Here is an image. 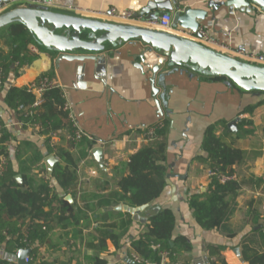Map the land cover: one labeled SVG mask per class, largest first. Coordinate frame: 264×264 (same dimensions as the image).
Here are the masks:
<instances>
[{"label":"crops","instance_id":"1","mask_svg":"<svg viewBox=\"0 0 264 264\" xmlns=\"http://www.w3.org/2000/svg\"><path fill=\"white\" fill-rule=\"evenodd\" d=\"M37 1H48V8L54 11L113 22L111 9L136 14L151 0ZM209 1L190 0L184 7L208 11L202 27L211 30L217 43L211 46L243 61L251 54L264 56V13L258 9L231 13L226 7L214 12L207 7ZM127 24L147 25L143 19ZM29 49L30 63L22 67L14 64L0 90V119L9 136L5 149L0 146V163H10L16 177H21L18 183L27 182L34 190L49 181L68 205L54 204L66 213L65 218L53 217L45 240L32 248L9 249L6 243L1 244L0 264H19L21 250L29 251L36 264H96L98 259L106 264H136L133 242L164 209L172 210L176 218L171 245L177 251L170 253L175 264H210L219 257L227 264H249L250 259L264 255V94L242 93L225 78L202 77L185 70L168 74L166 89H162L159 74L152 82L149 71L135 66L138 61L134 56L145 49L139 41L111 50L102 64L88 63L82 72L79 62L57 64V55L37 44ZM11 52L8 27L0 30V59ZM146 57L151 67L161 62L155 53ZM43 76L61 87L78 126L93 142L84 139L76 143L72 132L64 129L58 132L53 147L51 139L48 142L40 130L23 125L21 114L7 105L9 87L26 88ZM211 126L216 127L217 136L225 137L245 155L232 166L240 189L230 199L223 222L214 230H205L197 224L189 199L206 193L211 183L208 165L198 160L207 158L203 141ZM157 139L167 143L168 175L175 176L171 181L179 201L172 202L167 187L159 200L132 213V207L120 201L118 182L130 156ZM96 148H102L100 160L93 154ZM60 154L70 155L77 167L76 182L67 191L53 177L57 165H66ZM49 156L58 161L52 176L46 163ZM49 212L44 210L37 222L44 224ZM105 234L119 239V248L107 239L102 251L99 239Z\"/></svg>","mask_w":264,"mask_h":264},{"label":"trees","instance_id":"2","mask_svg":"<svg viewBox=\"0 0 264 264\" xmlns=\"http://www.w3.org/2000/svg\"><path fill=\"white\" fill-rule=\"evenodd\" d=\"M9 37L12 52L8 57L0 59V67L5 75L4 84L0 86V90L6 86L8 73L11 72L14 64L22 67L30 63L32 51L29 46L36 45L22 25L9 27ZM35 100L34 95L28 93L27 87L8 88L6 103L21 114L23 125L40 124L41 133L48 137V142H50L49 134L52 132L64 129L72 132L68 113L64 110L66 100L60 88L54 87L48 90L43 96L44 102L40 108H33ZM30 111L35 113L34 116H26ZM0 130L2 132L0 146L4 150L9 136L1 119ZM159 134L164 135L162 132ZM203 151L207 153V158H198V160L207 164L209 172L215 175L211 176L207 192L192 195L189 204L197 224L205 230H214L223 222L229 209L230 199L240 189L236 181L221 183L218 176H233V164L243 161L245 153L235 148L233 143L229 144L225 137L217 136L214 126L208 128L206 132ZM166 157L165 139L149 142L131 155L118 182L120 201L132 208H142L159 200L169 187L166 183L168 175ZM59 158L66 165H57L53 177L61 189L67 191L76 182L77 167L70 155L60 154ZM0 197V245L6 243L9 249L15 246L20 249L32 248L37 241H44L48 235L51 219L53 217L60 220L65 218L66 213L61 208L56 209L54 204L68 205L67 201L57 195L54 186L49 181L36 190L30 188L27 182L18 183L16 174L8 162L0 174ZM46 209H50L47 220L44 224H40L37 219ZM175 225L176 218L172 210L164 209L151 219L148 231L133 242V248L142 258L151 259L155 264L159 263L160 255L156 248L158 244L171 254L177 251L171 245ZM107 239L113 240L115 246L119 248L120 240H117L113 234H105L99 239L98 247L102 251L106 250ZM186 246L189 249V246ZM29 258V264H36L32 255ZM96 264H106V261L98 259ZM210 264H227V262L223 257H219ZM249 264H264V255L250 259Z\"/></svg>","mask_w":264,"mask_h":264},{"label":"water","instance_id":"3","mask_svg":"<svg viewBox=\"0 0 264 264\" xmlns=\"http://www.w3.org/2000/svg\"><path fill=\"white\" fill-rule=\"evenodd\" d=\"M189 1L151 0L135 15L136 19L143 18L147 25H133L82 17L43 6H12L10 0H0V30L12 25L24 26L40 48L57 55V64L62 61L79 62L82 64L79 68L81 72L88 63L102 64L105 61L104 55L111 50L139 41L145 49L134 56L138 61L135 66L142 71H149L153 76L152 82H155L159 74L158 85L162 89H166L165 79L168 74L185 70L202 77L225 78L242 93L264 94V66L234 58L197 41L201 38L199 29L209 13L206 9L185 8L184 4ZM207 7L214 12L226 7L231 13L234 10L251 9L264 13V0H210ZM169 14H173L174 29L189 30L197 40L148 25ZM151 53L161 59L153 67L147 63L146 57ZM154 90L155 93L159 92V89ZM162 99H165V95ZM236 123L237 120L230 127L234 128ZM93 154L100 160L102 148H96ZM57 162L55 156L47 158L51 176ZM174 177L167 175L166 183L171 188L172 202L177 203V188L171 181ZM16 180L21 182V177L17 176ZM118 209L122 210V206ZM129 210L136 212V208ZM235 252L239 255L238 250ZM28 257L29 251L21 250L19 264H28Z\"/></svg>","mask_w":264,"mask_h":264},{"label":"built area","instance_id":"4","mask_svg":"<svg viewBox=\"0 0 264 264\" xmlns=\"http://www.w3.org/2000/svg\"><path fill=\"white\" fill-rule=\"evenodd\" d=\"M10 1H11L10 4L12 6L33 5V6H38V7L39 6L49 7V5H50V3L48 1H43V2L37 1V0H10ZM217 2H219V0H217ZM135 15H136L135 12H133L131 10H126V9L125 10H118V9L113 8L109 11V16L114 20L113 22L121 23V24H127L130 22H139V21L142 22L143 18H137L136 19ZM148 25L150 27H153V28H156V29H159L162 31L176 33L182 37L197 40V38L192 34L191 31L173 28V14L164 15L158 21L149 23ZM199 33L201 35V38L198 39L197 41H199L200 43L214 49L211 45H214L217 43L211 36V30L208 27H201L199 29ZM247 60H248L247 62L264 66V56H262V55H252L251 54V55L247 56ZM4 79H5L4 72L0 68V86H2L4 84ZM54 87H58L61 89V87H59L55 83V81H53L52 79H50L47 76H43V77L37 79L36 81H34L33 83H31L27 88H28V93L34 95V97L36 98V100L33 104V108H40L44 102V100H43L44 94L48 90H50ZM63 97L66 100L64 110L68 113V119L70 121L71 129H72L73 141L76 143H79V142H82L84 139H88L90 142H93L94 138L92 136L88 135L87 133H85L78 126L76 117L73 114L72 107L68 103L66 94L64 92H63ZM34 114H35L34 112L30 111L26 114V116H34ZM34 127L40 131L42 130V127L40 124H36V125H34ZM49 136L51 139V144L54 147V145L56 143L55 141L58 137V132H52L49 134ZM1 137H2V132L0 130V138ZM5 165H6L5 161L0 163V174L4 171ZM209 175L214 176L215 173L209 172ZM218 178L221 181V183H227L229 181H234V177L228 176V175H220V176H218ZM156 248L159 250V255H160V262L157 264H175L170 260V253L168 251L162 249L159 244L156 246ZM133 260L136 264H155V262L152 261L151 259H144L141 256H139L138 254H135L133 256ZM29 262H30V258L28 257L26 259V263L29 264Z\"/></svg>","mask_w":264,"mask_h":264}]
</instances>
